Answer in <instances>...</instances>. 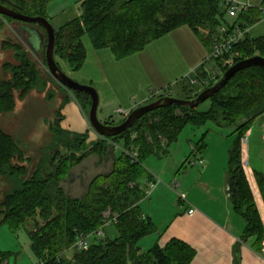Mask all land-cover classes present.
I'll return each instance as SVG.
<instances>
[{
    "label": "trees",
    "instance_id": "obj_1",
    "mask_svg": "<svg viewBox=\"0 0 264 264\" xmlns=\"http://www.w3.org/2000/svg\"><path fill=\"white\" fill-rule=\"evenodd\" d=\"M54 1L0 0V5L20 15L50 22L48 8ZM251 2L255 7L230 24L227 9L215 0H82V15L55 29V60L58 64L60 59L71 71L77 72L87 59L85 37L95 50L108 49L121 60L184 27L210 53L224 25L232 32L234 26L250 30L263 21L259 8L264 6V0ZM13 24L23 27L18 28L21 31L36 28L46 36L41 26L6 17H0V32ZM21 37L29 50L14 40L2 44V51L14 53L16 63L6 62L2 66L9 78L0 81L1 115L17 112L18 102H24L33 92L34 96L43 95L50 81L57 84L43 75L30 56L32 51L46 61V40L41 51L34 53L30 36ZM256 56L264 58V36L254 38L248 33L225 59H232L235 65ZM216 64L221 67L222 61L212 63ZM227 71L228 68H223V74ZM183 84L180 88L187 96L183 100H193L201 93L195 94L190 81L188 85ZM73 96L83 110L82 98L91 106L88 94L73 93ZM44 98L50 101L52 94ZM161 98L164 97L158 99ZM208 102L210 106L205 112L177 106L158 109L142 117L122 135L109 139L97 135L92 142L89 132L73 134L61 127L63 115L59 108L49 123L50 143L41 148L40 153L44 154L41 161H34L12 135L0 129V181L6 185L0 192V227L6 226L14 235L24 230L37 264H191L195 252L180 241L141 251L140 241L154 234L156 228L150 219L143 217L141 203L146 191L140 181L147 179L153 183L146 162L154 156L168 155L186 127L203 128L214 123L234 128L228 172L230 199L235 212L247 223L243 239L256 252H262L264 174L247 167L246 151L252 128L264 118V69L253 66L238 72ZM110 144L121 145L112 172L96 177L84 198L66 196L61 183L68 173L92 154L105 157ZM205 147L201 141L196 150L201 153ZM136 152L138 158L134 161L131 155ZM114 218L117 219L116 239L106 237L93 242L87 251L72 249L79 236L91 235ZM71 251L74 253L70 259ZM10 256L0 251V264H8Z\"/></svg>",
    "mask_w": 264,
    "mask_h": 264
},
{
    "label": "rangeland",
    "instance_id": "obj_2",
    "mask_svg": "<svg viewBox=\"0 0 264 264\" xmlns=\"http://www.w3.org/2000/svg\"><path fill=\"white\" fill-rule=\"evenodd\" d=\"M81 1L82 0L54 1L48 8V16L53 28L59 29L67 22L80 17L82 15V9L80 7ZM228 21L232 23L236 20L228 17ZM20 27L21 26L17 24H13L5 27L0 32V81L9 78V75L2 69L3 64L6 62L16 63L12 51H2V44L4 41L14 40L29 50L25 45L26 43L24 44V39L21 36L23 34L30 35L29 42L34 53L41 51V41L37 34V29H30V32L28 31L27 33L26 31L19 30L18 28ZM249 31L250 35L254 38L263 37L264 20ZM89 41L88 37L84 38V42L87 44V48L86 46L85 48L86 50L88 49L89 55L92 54V51L100 53L99 59L94 60V82H79L78 74L80 72L71 71L60 59H58V64L64 73L75 82L84 86L93 85L92 87L97 90L100 98L98 119L103 124H113V126L122 123L130 115H127V113L125 116L118 115L117 111L122 110L119 109L122 99L130 103L134 101L140 102L142 99L141 97L147 94L158 96V98L162 96H172L177 99L187 98L182 88H180L184 85L183 83L188 85L187 79H184L183 72L191 64H194L193 61L196 58H199L196 50H206V47L199 38L187 27L181 28L153 42L151 45H148L144 51L121 60L116 59L108 49L95 50ZM31 52L32 51H30V56L36 63L37 68L43 75L51 77L52 81H55L48 71L45 59L41 56L36 57V55H33V52ZM194 53L195 55L192 58L191 56ZM209 67H213V65L209 64ZM197 72L198 70L196 72L194 71L188 79L190 81L191 79L195 80L197 78ZM56 83L57 84L50 81L43 95L38 93V95L34 96L35 92H33L27 100L22 103L18 102L19 108L17 113L0 114V129L12 135L21 145H27L22 146L25 149L29 148V154L34 161L35 159L36 161H41L44 156L40 151L41 148L50 143L51 135L48 126L49 123L53 121V117L59 108L70 112L72 106L76 107L81 119L88 124L87 121L91 106L87 105L84 98H82L83 110L77 100L73 98V93L68 92L58 82ZM200 87V85H196L191 88L194 90L195 94H199L201 91ZM48 93L52 94V100L50 101L44 98ZM158 98L153 102L157 101ZM105 102L108 104L106 107L104 105ZM209 106L210 103L207 101L198 107V111L205 112L208 110ZM74 119L77 121V116H74ZM208 129L222 133L226 137L232 136L234 133V128L219 127L214 123H208L203 128L188 126L180 136L178 143L170 148L169 156L177 149L182 148V146L186 147V151H188L189 140L193 143L199 141L200 135ZM89 132H92V134L94 133L91 128ZM88 134L89 136L92 135L91 133ZM248 138L246 151L247 167L264 172V118L255 123ZM120 143L122 144V142ZM163 160L164 158L159 159L158 156H154L146 162V168L149 172L151 171L156 174L158 171L155 165L164 163L165 161ZM152 166H154V168ZM190 170V167L184 169L180 172L179 176H185L186 171ZM5 189L6 185L0 181V192H3ZM109 217L110 213L106 214V218L108 219ZM106 232L110 240L117 238L118 231L115 224L108 225L106 227ZM91 242H96V239H92ZM0 251L11 254L9 264H35L36 259L30 248V240L24 230L14 235L6 226L0 227ZM262 252H264V243ZM73 253L74 251H71L68 255L70 259Z\"/></svg>",
    "mask_w": 264,
    "mask_h": 264
},
{
    "label": "crops",
    "instance_id": "obj_3",
    "mask_svg": "<svg viewBox=\"0 0 264 264\" xmlns=\"http://www.w3.org/2000/svg\"><path fill=\"white\" fill-rule=\"evenodd\" d=\"M89 43L91 44L90 41ZM84 45L87 48L85 42ZM200 50H196L199 58L183 72L184 79L188 82V77L200 68L209 54L208 49ZM86 51L89 57L87 56L84 66L78 71V81L88 83L95 81L94 60L99 59L100 53L92 51L89 55L88 49ZM194 55L195 53L191 57ZM141 98L140 102L133 103L122 99L119 109L126 111L128 115L140 106L153 102L158 96L147 94ZM104 105L106 107L108 104L105 102ZM61 113V127L64 130L82 135L90 131L89 122L87 121V124L81 119L76 107L72 106L70 112L61 109ZM74 116H77V121ZM96 139L97 134L93 133L90 141ZM201 141H204L206 147L199 153L196 145ZM234 141V135L226 137L208 129L200 135L199 141L193 143L189 140L188 151L182 146L183 149H177L170 156H158L159 159L164 158L165 162L155 165L158 173L150 171L156 185L141 203L143 217L152 221L156 232L140 241L142 252H148L156 245L164 248L176 240L194 250L195 256L191 264H264V252H256L251 243L243 239L247 223L235 212L230 199L229 156ZM119 148L121 145L110 144L105 157L100 158L92 154L72 169L61 183L66 196L72 199L84 198L96 177L108 176L112 172ZM188 167L191 170L186 171L185 176H179L180 172ZM255 171L264 174L261 170ZM140 183L144 191L153 184L147 179L141 180ZM182 196H185V200L181 199ZM193 209H196V212L189 215V211ZM106 227L105 238H109Z\"/></svg>",
    "mask_w": 264,
    "mask_h": 264
},
{
    "label": "water",
    "instance_id": "obj_4",
    "mask_svg": "<svg viewBox=\"0 0 264 264\" xmlns=\"http://www.w3.org/2000/svg\"><path fill=\"white\" fill-rule=\"evenodd\" d=\"M0 17L10 18L25 24L38 25L45 30L46 36L41 35L40 32H38V30H37V34L41 41L40 50L42 48L43 43L46 40L45 57H46V64L49 73L51 74L53 79L56 82H58L63 88H65L68 92L86 93L90 96L92 103H91L88 122L91 128L93 129V131L104 139L114 138L122 135L123 133L127 132L142 117L161 108H167L171 106L190 108V109L198 108L199 106L207 102L212 96L217 94L221 89H223L238 72L253 66H258L264 69V58L260 56H256L241 61L235 64L234 66H232L231 68H229L228 71L223 74V76L221 77L218 83H216L212 87L205 89L193 100H183L173 97H164L158 99L153 103L135 109L133 112L130 113V115L121 125L110 126L101 123L98 119L100 98L97 90L92 86H84L75 82L70 77H68L64 73V71L58 66L55 60V43H56L55 29L47 19L40 17L39 18L26 17L24 15L15 13L14 11H11L1 5H0ZM25 31L30 32V29H25Z\"/></svg>",
    "mask_w": 264,
    "mask_h": 264
},
{
    "label": "built area",
    "instance_id": "obj_5",
    "mask_svg": "<svg viewBox=\"0 0 264 264\" xmlns=\"http://www.w3.org/2000/svg\"><path fill=\"white\" fill-rule=\"evenodd\" d=\"M220 3L221 6L227 9V15L229 18L237 20L238 17L242 13H247L251 9L255 7V5L251 2V0H215ZM264 16V6L259 8ZM234 24V22L230 23ZM233 26V25H232ZM235 28L231 32L227 26H223L219 30V36L214 42L212 47V51L206 58V60L201 64L200 68L197 72V78L191 81L192 86L200 85L201 91L203 92L206 88L210 87V85H215L218 83L223 76V68H231L234 66V61L232 59H225V57L230 53L232 48L238 45L241 40H243L250 31L248 29H242L239 26H234ZM218 61H222V66H217V64L213 67H209V64H215ZM118 115L125 116L126 112L119 110L117 111ZM132 158L134 161H137L138 153H133ZM156 184H150L148 190L145 195L146 198L150 195L152 190L155 188ZM145 198V199H146ZM181 199L185 200V196H182ZM196 212V209L189 211V215H193ZM117 219L114 218L111 221L106 222V224L87 236H79L76 240L73 249L78 251H87L92 242V239H96V241H100L105 238L104 228L110 224H116Z\"/></svg>",
    "mask_w": 264,
    "mask_h": 264
},
{
    "label": "flooded vegetation",
    "instance_id": "obj_6",
    "mask_svg": "<svg viewBox=\"0 0 264 264\" xmlns=\"http://www.w3.org/2000/svg\"><path fill=\"white\" fill-rule=\"evenodd\" d=\"M22 145H24V144H22ZM24 146H27V145H24ZM22 147H23V146H22ZM23 148H24V147H23ZM24 150H25V151H28V150H29V148H28V149H25V148H24ZM28 153H29V151H28Z\"/></svg>",
    "mask_w": 264,
    "mask_h": 264
}]
</instances>
